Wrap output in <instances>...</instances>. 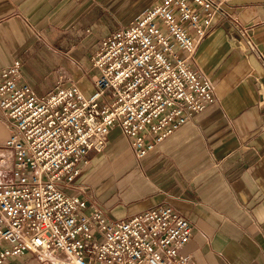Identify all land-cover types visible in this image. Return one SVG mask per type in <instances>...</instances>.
I'll use <instances>...</instances> for the list:
<instances>
[{
	"label": "crops",
	"instance_id": "1",
	"mask_svg": "<svg viewBox=\"0 0 264 264\" xmlns=\"http://www.w3.org/2000/svg\"><path fill=\"white\" fill-rule=\"evenodd\" d=\"M190 66L213 83L214 101L137 158L119 127L89 152L74 185L112 219L173 206L193 225L180 252L194 264H264V0H222ZM161 0H0V70L21 62L39 96L58 83L90 95L102 38ZM245 30V32H244ZM180 54H184L179 51ZM13 123L0 110V179L12 181ZM88 191V192H87ZM30 257V254L23 256ZM33 264H50L49 262Z\"/></svg>",
	"mask_w": 264,
	"mask_h": 264
},
{
	"label": "built area",
	"instance_id": "2",
	"mask_svg": "<svg viewBox=\"0 0 264 264\" xmlns=\"http://www.w3.org/2000/svg\"><path fill=\"white\" fill-rule=\"evenodd\" d=\"M215 15H228L222 0H161L112 30L91 59L88 96L75 82L37 95L19 60L0 70V110L13 123L3 145L14 153L13 180L0 179V264H194L180 252L193 233L180 210L112 219L74 180L113 127L143 158L213 103L212 81L189 62Z\"/></svg>",
	"mask_w": 264,
	"mask_h": 264
},
{
	"label": "rangeland",
	"instance_id": "3",
	"mask_svg": "<svg viewBox=\"0 0 264 264\" xmlns=\"http://www.w3.org/2000/svg\"><path fill=\"white\" fill-rule=\"evenodd\" d=\"M88 192V191H87ZM90 195V193H88ZM92 196V195H91ZM94 198V196H92ZM95 199V198H94ZM96 200V199H95ZM97 201V200H96Z\"/></svg>",
	"mask_w": 264,
	"mask_h": 264
}]
</instances>
